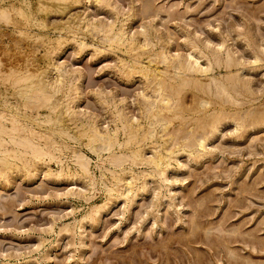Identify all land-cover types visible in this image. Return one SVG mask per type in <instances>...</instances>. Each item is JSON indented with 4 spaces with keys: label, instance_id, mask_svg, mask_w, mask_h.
Here are the masks:
<instances>
[{
    "label": "rangeland",
    "instance_id": "374dc122",
    "mask_svg": "<svg viewBox=\"0 0 264 264\" xmlns=\"http://www.w3.org/2000/svg\"><path fill=\"white\" fill-rule=\"evenodd\" d=\"M27 1L29 2L27 11H30V13L36 17V22L29 21L30 23L25 24L22 20H20V16L18 18V15L14 14V12H11L13 16L12 22L14 23L0 22V44L4 42L2 46L0 45V71H4L6 66L13 68L15 66L13 63H17L19 65H16L14 68L20 67V64L23 63L20 70L30 69L29 71H35L34 68L37 69V65L38 68L40 66L39 69L44 70L43 80L45 82L51 84L52 86L55 85V88L62 86V88H58L60 92H56L58 95L54 94V98L57 100L59 99V102H61V109L64 108V104L66 103L65 101L70 99L72 100L73 104L71 102H67V104L69 103L68 105H70L75 112L77 111L76 113L78 114L75 113V118H72L73 121L70 119L71 117L69 118L64 114H62V116L64 119V125H67L66 127L70 129H68V132L75 135L77 139L76 137L74 139L63 138L65 144H67V149L62 150L60 161L63 157H66L69 160L65 158V161L64 159L62 160L63 162H56L53 159V161L51 160L52 162H48L47 159H45L43 162L37 163L39 165L42 163L41 166L36 164V168H38V170L35 169L33 172L30 170L31 172L26 173L23 169L18 168L15 172L13 170L10 173L7 182H2L3 180H0V264H264V121H260L259 123L255 122V124L249 123L245 115L246 112L254 113L261 108L264 109V0H118L119 3L117 0H103L102 2H96L95 0H77L74 1L76 4L70 1L60 2L57 0V2L55 0H43V8L41 11L40 9L37 10V0ZM8 2H13L12 4L14 6L21 5V0H4L5 4ZM107 4L108 6H106ZM51 6L54 7L51 8ZM36 10L39 11V13ZM78 18H80V20H77ZM40 20L41 24H39ZM86 21H89L94 25L99 23L98 26L101 25L103 27L110 26L112 24L114 25L113 28H115L114 31L119 25H121L124 28L123 31L126 33L125 37H127V39L132 38L131 40L137 45L143 43L142 46L144 47V51L140 54L138 49L137 52H139L136 53L139 55L138 59L140 64L142 63V65H147L150 69H153L154 67L163 69L164 67L163 63L157 62L159 60L154 55L155 53L165 51L167 55L169 54L168 57L178 55L179 58L183 59L189 51H192V54L197 57L199 64L202 66L204 65L207 68H211L207 71L208 73L205 77H207V75L212 76L214 73L213 76L218 79L220 77L219 80L225 84L226 80L224 76L229 73L232 74V72L235 71L233 74L237 75L238 80L240 79L239 83H246L245 86L248 87L249 91H244V87H239V83L235 85L236 91L231 89V85L228 83L225 84V86H229L226 88L229 90L230 94L232 93L231 96H235L234 98L237 100V105H232L227 100V102H224L225 108L223 107V109L225 112L228 111V113L233 110L231 113L234 116L236 114L237 116L240 115L241 118L243 117L242 125L235 126L234 122L230 120V117H226L221 120L222 122H220L217 126L219 128L217 129L218 131L216 130L217 132L215 131L207 138L204 149L205 151H201L202 153L199 152L200 150L197 149V147H193L190 150L182 148L175 149L173 159L172 161L170 160L169 166L165 172L166 180L163 182H159L156 174L152 172L151 166L149 167L150 169L147 168L149 166L148 164L144 166L143 164L130 165L129 162L125 161L124 163L126 164L123 163L121 166L125 171L130 168L134 173L139 174V171L144 170L147 172V177L144 176L143 178H139V180L137 179L135 184L133 183L131 192H126V188L123 186L117 188V191L121 192L125 199L121 195L115 199L111 198L106 201L107 192L105 187L110 186L109 184L111 181L110 174L106 168H108V170L115 168L114 170L119 172V167L113 168L109 163H106V161H101L106 155L104 151H101V153H99L100 157L96 158L98 155L95 156L96 154L91 152L87 146L84 145L85 139L77 136L78 124L93 121L95 125L97 124V127H99L100 130H104L105 128L110 130L113 128L112 119H114V105H116L117 108L125 106L124 108L122 107L123 113L125 112L124 115L128 121L134 122L132 124L138 123L139 125L146 127L147 125H145V123L148 124V120L144 117V111L141 105L145 100L138 95L145 92V95L149 96L151 100L154 94H151L150 92L151 84L148 83L137 71L138 67L135 69H128V65H132L133 63L132 56H134L133 54L135 50H126L123 47H118L117 49V46L113 43L109 44L107 40H104L105 37L99 30V33H97V29H93L95 30L94 32L91 26L88 27L89 31L87 30L86 32L84 30L87 29V27H85ZM31 22L34 23V25L31 24ZM122 23H124V26ZM142 25H145L146 27ZM41 26L45 30H42V28L40 29ZM69 26L72 29H69ZM15 27L17 30L20 28L18 30L19 33ZM145 28L147 30H145ZM59 29L62 31H59ZM57 30L59 32H57ZM91 30L94 32L96 37H98L97 39L93 36V33L90 35ZM132 30L134 31L132 32ZM158 30L160 31L158 32ZM20 31L24 33H21ZM195 31H197V33ZM142 33L144 34L145 39H143ZM27 34L30 36H27ZM89 36L93 37L90 38ZM93 38L95 40H93ZM43 39L45 41H43ZM62 39H65L64 41L67 40L68 42H64ZM200 39L201 42L199 41ZM70 40H74L77 43ZM81 41L83 45L80 43ZM85 41L90 45H87ZM104 42L107 43L105 44ZM159 42L161 43L160 46L162 48L158 46L160 44ZM144 43L145 45H148H146L147 48ZM148 43H150V46ZM25 44L30 48H26ZM84 44H86V46ZM216 45L220 48L216 47ZM100 46H102L103 49L100 48L99 50ZM18 48L21 49L19 50ZM10 49H12V52L9 53L6 51ZM2 52L4 53V56H6L5 58ZM5 52L9 54H6ZM57 52H59V54ZM225 52H227L230 56L229 58L233 59L232 61L236 65L234 63L230 66L224 65L223 62L226 59ZM15 53L17 55H15ZM24 53L26 57H24ZM143 53H145V55ZM49 54H51V56H49ZM151 54L153 55V58L150 56ZM256 55H259L260 57H257ZM214 56L218 57V59L220 57L219 66L212 59ZM10 57L14 60L16 59L17 62L12 59L11 62L13 63H11ZM29 57L31 60H28ZM236 57L238 60H236ZM6 58L8 63H6ZM208 58L210 59L208 60ZM27 60L29 61V64ZM152 61L153 63H151ZM49 62H51V64ZM9 63L12 64L13 67L12 65L10 66ZM58 64H61L62 68L67 72L69 71V76L66 75L65 78L66 80L70 79L66 81L65 78L63 80L62 77L61 81H64V83L61 82L62 85L57 83L59 81V77H57V73L53 70V66ZM26 65L28 67L31 65V67L26 68ZM52 71H54V73H52ZM78 72H80L81 75H79ZM48 73H51L52 76ZM197 76H199L202 80L205 79L203 75ZM78 77L80 78L78 79ZM55 79H57V81H55ZM54 81L57 84H55ZM70 81H72L70 84L75 86L78 85L77 87L80 89L78 91L76 89V92L73 93L74 96L72 98H74V101L70 98L72 96V93L70 94V92H73V90L64 92L65 87H67V82ZM1 82L2 79L0 81V92H3L4 89L7 90L9 87L7 82ZM5 86H7V88H5ZM211 86L213 87V85L210 84V92L212 91L213 93L214 87L212 88ZM186 87L184 88L187 89L186 91L184 89V91H181L184 94L180 93L179 95L180 101L186 108L188 105V107H190L191 104L193 105V101L200 97H202V99H211L209 97L213 96L211 101H217V97L213 94L208 95V93L202 92L199 88H193L192 86ZM97 89L98 91L96 92ZM10 90L11 89H8L7 91ZM79 91L81 92L79 93ZM191 91L194 93L192 94ZM195 93L197 94L195 95ZM65 95L66 97L70 95V99H63L62 96L65 97ZM56 96H59V98ZM75 96L80 98V100L77 97L75 98ZM98 96L101 100L104 98V101L99 100ZM245 98L248 102L245 101ZM7 100L10 101L11 104L14 101L9 94H7ZM147 100H149V98ZM106 102L107 104H105ZM108 105H110V107H108ZM238 105L239 107L236 109ZM77 106L81 109L77 108ZM258 106L261 108H258ZM239 108L240 110H238ZM234 110H242V112L237 114L238 112H234ZM81 111H85L86 114L89 112L90 114L88 113L87 115H84L85 113H82ZM41 112L45 113L47 110L43 109ZM77 115L81 117L76 118L78 117ZM85 117H87L89 121H87ZM183 117L185 121L183 122V125L185 126L183 127L182 125L184 132L186 131L185 133L187 134L190 132L195 133L192 129L196 123H194L191 115L186 111V113H183ZM93 118L94 120H92ZM78 119L80 120L78 121ZM177 120L178 119H173V122L168 125V128H175L179 121ZM245 121H247V123ZM156 124L157 123L154 124V131L156 134L153 135V137L140 142L142 143L140 146L143 150V155L146 158H150L155 154V152L159 151L160 153L165 154L164 149L168 146L176 147L174 140L168 141L166 136L161 134L162 132L159 124H157L158 126ZM188 128L192 129L189 130ZM179 134L182 135L183 131L178 133V136H180ZM178 136H176V139L180 140ZM161 137L163 138L161 139ZM54 138L56 141H59V138L56 135ZM118 139L119 141L122 140L121 132L118 134ZM164 139L168 141L166 142L167 144L163 143ZM209 146H214L212 148L213 151ZM76 149L83 152L87 157H89V159H91L88 163V165L90 164V166H88L89 179L92 180L90 183L89 180H86L88 179L87 177H82L83 174L72 162L73 160L71 158L72 155L70 151ZM114 151H117L116 147L114 148ZM56 155L57 154H55V156ZM16 164H19V162H16ZM128 165L129 167H127ZM40 170H42V172ZM59 170H61V175H55V173L57 174V171ZM98 170L102 173H99ZM90 171L96 172L92 173ZM24 175L27 176L25 177ZM128 175V172L122 174V177L124 176V180H127L126 178L129 179ZM49 178L51 180H49ZM13 180L14 182H12ZM97 186L101 187L99 188ZM136 188L139 189L135 190ZM140 188H142V190ZM68 189L73 190L75 192V194L73 193L75 196H73L72 193H68ZM152 189H154V191ZM76 190L80 193L79 195H77L78 193H76ZM82 191L83 193H81ZM59 192L61 195H59ZM139 192L141 195L143 194V197L139 194ZM66 193H68V195H66ZM174 193H176V195ZM67 198L69 201H67ZM104 201H106V205L101 208L97 214L92 212L89 215L93 216H88V213H90V209L93 206H96V204H102ZM87 205L89 207H87ZM88 210L89 212H87ZM82 212H87V215ZM81 224H83L84 227L81 226ZM51 230L53 232H51ZM38 236V240L41 238L40 241L37 240ZM37 243L43 244L38 245ZM83 244H85V246H83ZM77 248L80 250H77ZM39 261L41 262L39 263Z\"/></svg>",
    "mask_w": 264,
    "mask_h": 264
},
{
    "label": "bare ground",
    "instance_id": "6f19581e",
    "mask_svg": "<svg viewBox=\"0 0 264 264\" xmlns=\"http://www.w3.org/2000/svg\"><path fill=\"white\" fill-rule=\"evenodd\" d=\"M36 1V0H35ZM57 1V0H55ZM60 2H66V1H70V2H73L76 4V2L74 1H77V0H58ZM57 1V2H58ZM81 1V0H80ZM96 2H102L103 0H95ZM113 1V0H112ZM18 2V1H17ZM56 2V3H57ZM118 2V0H117ZM13 3V2H12ZM12 3H4V0H0V22L3 21L5 23H14L12 22V14L11 12H14V14L18 15V18L20 16V20H22L25 24L26 23H30L29 21H32V22H36L37 19L35 20L36 17H34L30 11H27V7L29 5V2L27 0H21V5H16L14 6ZM20 3V2H19ZM37 3H38V6H37V10L43 8V0H37ZM72 3V4H73ZM87 3V2H86ZM90 3V2H89ZM119 3V2H118ZM47 4V3H46ZM96 4V3H95ZM98 4V3H97ZM102 4V3H101ZM116 4V3H115ZM50 5V4H49ZM58 5V3H57ZM55 5V6H57ZM79 5V4H78ZM77 5V6H78ZM93 5V4H92ZM110 5V4H109ZM47 6V5H46ZM45 6V7H46ZM72 6V5H71ZM108 6V4L106 5ZM118 6V5H117ZM120 6V5H119ZM39 7V8H38ZM44 7V9H45ZM50 7V6H48ZM54 7V6H51V8ZM61 7V6H60ZM75 7V6H74ZM112 7V6H111ZM30 8V7H29ZM47 8V7H46ZM97 8V7H96ZM101 8V7H100ZM99 8V9H100ZM107 8V7H106ZM110 8V6H109ZM115 8V7H114ZM119 8V7H117ZM33 9V8H32ZM48 9V8H47ZM70 9V8H69ZM98 9V8H97ZM111 9V8H110ZM124 9V7H123ZM36 10V11H37ZM49 10V9H48ZM52 10V9H51ZM138 10V9H137ZM71 11V10H70ZM116 11V10H115ZM121 11V10H120ZM130 11V10H129ZM133 11V10H132ZM39 13V11H37ZM36 12V13H37ZM75 12V11H74ZM125 12V11H124ZM37 13V14H38ZM44 13V11H43ZM71 13V12H70ZM126 14V13H125ZM131 14V13H130ZM136 14V13H135ZM133 14V15H135ZM44 15V14H43ZM70 15V14H68ZM120 15V14H118ZM122 15V14H121ZM40 16V15H39ZM123 16V15H122ZM128 16V15H127ZM91 17V16H90ZM133 17V16H132ZM39 18V17H38ZM42 18V17H41ZM40 18V19H41ZM50 18V17H49ZM77 18V17H76ZM93 18V17H92ZM96 18V17H95ZM47 19V18H46ZM45 19V20H46ZM67 19V18H66ZM115 19V17H114ZM18 20V19H17ZM19 20V21H20ZM58 20H59V17H58ZM74 20V19H73ZM77 20H80V18H78ZM105 20V19H104ZM117 20V19H116ZM131 20V19H130ZM134 20V19H133ZM129 21V20H128ZM2 22V23H3ZM34 25V23H32ZM41 24V20L39 21ZM42 22H43V19H42ZM72 22V21H71ZM76 22V21H75ZM78 22V21H77ZM81 22V21H80ZM110 22V21H109ZM122 22V21H121ZM64 23V22H63ZM74 23V22H73ZM93 23V22H92ZM96 23V22H95ZM111 23V22H110ZM113 23H114V20H113ZM43 24V23H42ZM69 24H72V23H69ZM79 24V22H78ZM77 24V25H78ZM84 24V23H83ZM99 23H97V25H94V24H91L89 21L87 22L86 21V24H85V27H87V29H84L86 32L88 30V27L91 26L92 30L93 29H97V33L98 30L102 33V35L105 37V41L107 40V42H109V44L113 43L115 46H117V49L118 47H123L125 48L126 50H135L134 52V56H132V65H128V69H135L136 67L137 68V71L145 78V80L151 84V94L153 93L154 96L153 98L150 100V97L145 95V92L143 90L144 93H142L141 95H138V96H141L145 101L141 104L142 105V108H143V113H144V117H146V120H148V124L145 123V125H147L146 127H143L141 125H139L138 123L137 124H132L134 122H131V121H128V119L125 117L124 113H123V108L125 106H122L121 108H117L116 105H114V110H115V113L113 115L114 119L113 120V128L110 129V130H107V128H105L104 130H100L99 127H97V124L95 125V123L92 122H86V123H80L78 124L79 126L77 127V136H80V137H83L85 139V142H84V145L87 146V148L95 153L97 156L96 158H99V153H101V151L104 153H106V155L104 156V158L101 160V161H106V163H109L113 168L114 167H119V172H117V170L115 171L114 169H110L108 170V168H106V170L109 172L110 174V186H107L105 187L106 189V192H107V200H110L111 198L115 199L117 198L118 196H123L124 195L121 193V192H118L117 191V188H119L120 186H123L126 188V192H131V188H133V183L135 184V181H137V179L139 180V178H143L144 176L147 175V172H145L144 170L142 171H139V174L137 173H134L130 168H128L126 171L121 167L122 164L126 161V162H129L130 165L133 164H143L144 165H149L147 168H149L150 166L152 167V172L154 174H156V176L158 177L159 179V182H163L166 180V177H165V172L169 166V162L170 160L172 161L173 159V156H174V150L175 149H178V148H182V149H187V150H190L192 149L193 147H197V149H199L200 153H202L201 151H203L205 149V143H206V140L207 138L212 135L217 129H219L217 126L219 125L220 122H222L221 120H223L224 118H228L230 117V120H232L234 122V125L235 126H241L242 123H243V117L241 118V116H237L235 114V116L231 113L232 111H230L228 113L225 112V110L223 109L224 107V102H227V100L232 104V105H237V100L231 96V94L229 93V90H227V86H225V84H229L231 85V89H233L234 91H236V88H235V85L239 83L240 79L238 80L237 78V75L236 74H233L235 71L227 75H225V80H226V83L224 84L220 79L218 78H215L212 74V76H206V74L208 73L207 71L210 70L211 68H207L206 66H202L201 64H199L198 60H197V57L194 56L192 54V51H189L186 56L181 59L179 58L178 55H172V56H169L165 53V51H161V52H158V53H155L154 55L158 58L159 61H157L158 63L161 62L164 64V67L163 69H158L157 67H154L153 69H150L147 67V65H142V63L140 64L139 62V55H137V53L140 51V54L141 52L144 51V47L142 46V44L140 45H137L135 44L131 39L132 38H129L127 39V37H125V34L124 31H123V27L121 25H119L116 30L114 31L115 28H113L114 25H110V26H106V27H103V26H98ZM116 24V23H115ZM123 26H124V23H122ZM127 24V23H126ZM9 25V24H8ZM7 25V26H8ZM14 25V24H13ZM29 25V24H28ZM36 25V23H35ZM48 25V24H47ZM80 25V24H79ZM117 25V24H116ZM129 25V24H128ZM150 25V24H149ZM149 25H148V28H149ZM6 26V25H5ZM4 26V27H5ZM12 26V25H11ZM17 26V25H15ZM44 26V25H43ZM75 26V25H73ZM83 26V25H82ZM130 26V25H129ZM142 26H145V25H142ZM21 27V26H20ZM32 27V26H31ZM35 27V26H34ZM45 27V26H44ZM70 27V26H69ZM78 27V26H76ZM75 27V28H76ZM84 27V28H85ZM146 27V26H145ZM24 28V27H23ZM42 28V26L40 27V29ZM57 28V27H56ZM60 28V27H59ZM74 28V27H73ZM90 28V29H91ZM128 28V27H127ZM130 28V27H129ZM13 29V27H12ZM15 29L17 30V28L15 27ZM20 29V28H19ZM18 29V30H19ZM26 29V28H25ZM24 29V30H25ZM29 29V27H28ZM27 29V31H28ZM31 29V28H30ZM36 29H37V26H36ZM44 28H42L43 30ZM62 29V28H61ZM59 29V31L61 30ZM69 29H72L71 27ZM144 29V28H143ZM151 29V28H150ZM153 29V28H152ZM156 29V27H155ZM17 30V32L19 33V31ZM45 30V29H44ZM92 30L90 31V35H92V33L94 34L95 30H93L94 32H92ZM127 30V29H126ZM142 30V29H141ZM145 30H147L145 28ZM22 31V30H21ZM20 31V32H21ZM33 31V30H32ZM57 30V32H59ZM62 31V30H61ZM78 31V30H77ZM82 31V30H81ZM89 31V30H88ZM134 30H132L133 32ZM136 31V30H135ZM152 31V30H151ZM160 30H158L159 32ZM185 31V30H184ZM188 31V30H187ZM186 31V32H187ZM16 32V33H17ZM26 32V31H25ZM31 32V31H30ZM34 32V31H33ZM46 32V31H45ZM129 32V31H128ZM145 32V31H144ZM157 32V33H158ZM197 33V31H195ZM21 33H24V32H21ZM35 33V32H34ZM41 33V32H40ZM43 33V31H42ZM49 33V32H48ZM74 33V32H72ZM80 33V32H79ZM82 33V32H81ZM85 33V32H84ZM89 33V32H88ZM88 33H87V37H88ZM189 33V32H188ZM8 34V33H7ZM6 34V36H7ZM31 34V33H29ZM33 34V33H32ZM47 34V32H46ZM58 34V33H57ZM66 34V33H65ZM136 34V33H134ZM143 34V33H142ZM149 34V33H148ZM154 34H155V31H154ZM162 34V33H161ZM191 34V33H190ZM199 34V33H198ZM240 34V33H239ZM3 35V33H2ZM15 35V34H14ZM18 35V34H17ZM71 35V34H70ZM75 35V34H74ZM79 35V34H78ZM98 35V34H97ZM130 35V34H129ZM128 35V36H129ZM153 35V33H152ZM160 35V33H159ZM193 35V34H192ZM4 36V37H6ZM10 36V34H9ZM13 36V35H12ZM19 36V35H18ZM24 37H26L25 35H23ZM27 36H30L27 34ZM32 36V35H31ZM34 36V35H33ZM38 36V35H37ZM36 36V37H37ZM42 36V35H41ZM40 36V37H41ZM48 36V35H47ZM80 36V35H79ZM94 37H96V35L94 34L93 35ZM93 36H89L90 38H92ZM143 36V39H145L144 37V34L142 35ZM184 36V34H183ZM187 36V34H186ZM185 36V37H186ZM190 36V35H189ZM196 36V35H195ZM35 37V38H36ZM39 37V36H38ZM63 37V36H61ZM65 37V36H64ZM73 37V36H72ZM76 37V36H75ZM86 37V38H87ZM154 37V36H153ZM157 37V35H156ZM10 38V37H8ZM19 38V37H18ZM23 38V37H22ZM27 38V37H26ZM25 38V39H26ZM43 38V37H42ZM45 38V37H44ZM58 38V36H57ZM66 38V37H65ZM69 38V37H68ZM71 38V37H70ZM78 38V37H77ZM82 38V37H80ZM89 38V39H90ZM98 37H96L97 39ZM147 38V37H146ZM29 39V38H27ZM34 39V38H33ZM32 39V40H33ZM38 39V38H37ZM54 39V38H53ZM60 39V38H59ZM73 39V38H72ZM160 39V38H159ZM196 39V38H195ZM206 39V38H205ZM16 40V38H15ZM23 40V39H22ZM31 40V39H30ZM36 40V39H35ZM41 40V39H39ZM63 41L65 39H62ZM77 40V39H76ZM81 40V39H80ZM79 40V41H80ZM85 40V39H84ZM93 40H95L93 38ZM91 40V41H93ZM99 40V39H98ZM101 40V39H100ZM103 40V41H104ZM148 40V39H146ZM158 40V39H157ZM161 40V39H160ZM159 40V41H160ZM188 40V39H187ZM189 40H190V37H189ZM2 41V40H1ZM28 41V40H26ZM38 41V40H36ZM43 41H45L43 39ZM49 41V40H48ZM52 41V40H51ZM57 41V40H56ZM67 41V40H66ZM64 41V42H66ZM70 41H74V40H70ZM145 41V40H144ZM142 41V42H144ZM152 41V40H151ZM150 41V42H151ZM165 41V40H164ZM201 42V39L199 40ZM11 42V41H10ZM13 42V41H12ZM15 42V41H14ZM24 42V41H23ZM22 42V43H23ZM34 42V40H33ZM47 42V41H46ZM61 42V40H60ZM68 42V41H67ZM76 42V41H74ZM86 42V41H85ZM102 42V41H101ZM106 42V43H107ZM138 42V41H137ZM146 42V41H145ZM162 42V41H161ZM219 42V41H218ZM223 42V40H222ZM2 43V42H1ZM35 43V42H34ZM51 43V42H50ZM49 43V44H50ZM57 43V42H55ZM59 43V42H58ZM70 43V42H69ZM77 43V42H76ZM82 45V41L80 42ZM87 43V42H86ZM91 43V42H90ZM103 43V42H102ZM105 43V42H104ZM105 43V44H106ZM147 43V42H146ZM160 43V42H159ZM167 43V42H166ZM188 43V42H187ZM4 44V42L2 43ZM2 44H0L2 46ZM7 44V42H6ZM21 44V43H20ZM38 44V43H37ZM36 44V45H37ZM64 44V43H63ZM149 46H150V43H148ZM164 44V43H163ZM210 44V43H209ZM212 44V42H211ZM228 44V43H227ZM8 45V44H7ZM6 45V46H7ZM14 45V44H13ZM46 45V44H45ZM57 45V44H56ZM86 46V44H84ZM87 45H90L87 43ZM145 45V43H144ZM147 45V44H146ZM145 45V46H146ZM152 45V44H151ZM155 45V44H154ZM161 43L158 45L160 46ZM167 45V44H166ZM197 45V44H195ZM201 45V44H200ZM208 45V44H207ZM214 45V44H213ZM224 45V44H223ZM18 46V45H17ZM21 46V45H20ZM19 46V47H20ZM26 46V44H25ZM78 46H79V43H78ZM92 46V44H91ZM98 46V45H97ZM96 46V47H97ZM148 46V45H147ZM146 46V48H147ZM163 46V45H162ZM185 46V44H184ZM222 46V44H221ZM226 46V45H225ZM4 47V45H3ZM15 47V46H13ZM28 47V45L26 46V48ZM32 47V46H31ZM38 47V46H37ZM42 47V46H41ZM54 47V46H53ZM52 47V48H53ZM57 47V46H56ZM62 47V46H61ZM95 47V46H93ZM108 47V46H107ZM106 47V48H107ZM112 47V46H111ZM161 47V46H160ZM165 47V46H164ZM197 47V46H196ZM207 47V46H206ZM210 47V46H209ZM216 47H218L216 45ZM224 47V46H223ZM8 48V47H7ZM11 48V47H10ZM23 48V47H22ZM30 48V47H28ZM51 48V49H52ZM73 48V47H72ZM84 48V46H83ZM88 48V47H87ZM98 48V47H97ZM103 49L102 46L99 47V50ZM110 48V47H109ZM115 48V47H114ZM153 48V47H152ZM162 48V47H161ZM201 48V47H200ZM208 48V47H207ZM220 48V47H218ZM230 48V47H229ZM15 49V48H14ZM19 49V48H18ZM21 49V48H20ZM19 49V50H20ZM25 49V47H24ZM47 49V48H46ZM81 49V47H80ZM96 49V48H95ZM108 49V48H107ZM139 49V51L137 52V50ZM193 49V48H192ZM12 49L10 50H6L7 52H12L11 51ZM16 50V49H15ZM23 50V49H22ZM21 50V51H22ZM28 50V49H27ZM37 50V49H36ZM50 50V49H49ZM53 50V49H52ZM85 50V49H84ZM105 50V48H104ZM115 50V49H114ZM120 50V48H119ZM119 50H116V51H119ZM150 50H153V49H150ZM219 50V49H218ZM221 50V49H220ZM230 50V49H229ZM1 51H2V48H1ZM4 51V50H3ZM20 51V53H21ZM30 51V50H29ZM51 51V50H50ZM55 51V50H53ZM61 51V50H60ZM75 51V50H74ZM79 51V49H78ZM77 51V53H78ZM83 51V50H82ZM112 51V50H111ZM123 51V50H122ZM146 51V50H145ZM149 51V50H148ZM188 51V50H187ZM186 51V52H187ZM201 51V50H200ZM207 51V50H206ZM210 51V50H209ZM217 51V50H215ZM15 52V51H14ZM19 52V51H18ZM24 52V51H23ZM44 52V51H43ZM109 52V51H108ZM113 52V51H112ZM127 52V51H126ZM137 52V53H136ZM154 52V51H153ZM152 52V53H153ZM184 52V51H183ZM234 52V51H233ZM3 53V52H2ZM1 53V54H2ZM6 53V52H5ZM9 53H6V54H9ZM29 53V52H28ZM34 53V52H33ZM32 53V54H33ZM47 53V51H46ZM49 53V51H48ZM59 54V52H57ZM100 53V52H99ZM103 53V52H102ZM115 53V52H114ZM129 53V52H128ZM180 53V52H179ZM202 53V52H201ZM226 53V59L224 60V65L226 66H230L231 64H233L234 62L232 61L233 59L229 58L230 56ZM27 54V53H26ZM45 54V53H44ZM61 54V53H60ZM145 55V53H143ZM149 54V53H148ZM175 54V53H174ZM218 54V53H217ZM216 54V55H217ZM235 54V53H233ZM11 55V54H10ZM9 55V56H10ZM15 55H17L15 53ZM147 55V54H146ZM3 56H4V53H3ZM2 56V57H3ZM27 56H30V55H27ZM48 56V55H47ZM49 56H51V54H49ZM117 56V55H116ZM149 56V55H148ZM150 56H152L153 58V55L151 54ZM207 56V55H206ZM223 56V55H222ZM236 56V55H235ZM257 56V55H256ZM255 56V57H256ZM259 56V55H258ZM257 56V57H258ZM6 56H4L5 58ZM12 57V56H11ZM10 57V58H11ZM17 57V56H16ZM20 57V56H19ZM22 57V56H21ZM24 57L25 56V53H24ZM34 57H35V54H34ZM54 57V56H53ZM58 57V56H56ZM129 57V56H128ZM260 57V56H259ZM3 58V60H4ZM8 58V57H7ZM6 58V60H7ZM9 58V59H10ZM28 58V57H27ZM52 58V57H51ZM121 58V57H120ZM119 58V59H120ZM148 58V57H147ZM201 58V57H200ZM237 58V57H236ZM235 58V59H236ZM13 58L10 59V62ZM19 59V58H18ZM17 59V60H18ZM23 59V58H22ZM21 59V60H22ZM25 59V58H24ZM44 59V58H42ZM53 59V58H52ZM55 59V58H54ZM58 59V58H57ZM155 59V58H154ZM210 58H208L209 60ZM212 59L215 61L216 64H218V66L220 65L219 64V59L218 57H212ZM2 60V59H1ZM5 60V61H6ZM14 60V59H13ZM28 60H31L30 57ZM27 60L28 64H29V61ZM150 60V59H149ZM238 60V58L236 59ZM16 61V59L14 60ZM26 61V60H25ZM33 61V60H32ZM31 61V62H32ZM52 61V60H51ZM123 61V60H122ZM125 61V60H124ZM148 61V59H147ZM252 61V60H250ZM249 61V62H250ZM258 61V59H257ZM260 61V60H259ZM3 62V61H2ZM17 62V61H16ZM21 62V61H20ZM19 62V63H20ZM24 62V61H23ZM47 62V61H46ZM66 62V61H65ZM129 62V61H128ZM237 62V61H235ZM242 62V61H241ZM255 62V61H254ZM8 63V60L7 62ZM13 63V62H11ZM26 63V62H25ZM51 64V62H49ZM121 63V61H120ZM119 63V64H120ZM124 63V62H123ZM150 63V62H149ZM153 63V61L151 62ZM155 63V62H154ZM160 63V64H161ZM212 63V62H211ZM222 63V62H221ZM238 63V62H237ZM240 63V62H239ZM243 63V62H242ZM253 63V62H252ZM1 64V63H0ZM10 64V63H9ZM33 64V63H32ZM36 64V63H35ZM57 64V63H56ZM128 64V63H127ZM157 64V63H156ZM235 64V63H234ZM255 64V63H254ZM3 65V63H2ZM1 65V66H2ZM12 64H10L11 66ZM13 65H18L17 63ZM12 65V67H13ZM20 64V67H22ZM46 65V64H45ZM73 65V64H72ZM123 65V64H122ZM125 65V64H124ZM222 65V64H221ZM236 65V64H235ZM242 65V64H240ZM14 66V67H15ZM19 66V65H18ZM27 66V65H26ZM150 66V65H148ZM153 66V65H152ZM156 66V65H155ZM212 66V65H211ZM223 66V65H222ZM221 66V67H222ZM234 66V65H233ZM254 66V65H253ZM7 67V66H6ZM5 67V70L4 71H0L1 73V79H2V82H7L8 83V89H11L10 91H7V90H3V92H0L1 95H0V180H3L2 182H7L8 181V178H9V175L10 173L14 170V172L18 169V168H21L23 169L26 173H29V172H33V170L37 169L36 168V164L38 162H43V160L47 159V161H53V159L57 162H61L63 159L65 161V158L63 157V159L60 161V155H62V150L63 149H67V144H65L64 142V139L63 138H68V139H74L76 136L73 135V134H70L68 132V129L65 125H64V119H63V116L62 114L66 115L67 117H71L70 119L73 121V117L78 114L76 113L72 107H70V105L67 104V102H72V100L70 98H72L74 96L73 93L76 92V89L77 91L80 90L78 89V85L75 86L73 84H70L72 81L70 82H67L66 86L65 87V90L64 92H67V91H72L73 92H70V94L72 93V96L69 98L66 97H63L62 98L66 100V98L70 99V100H67L65 101L66 103L64 104V108H62L61 106V102H59L60 100L58 99H55L54 98V94H57L56 92H60V90L58 88H62V86H59L57 88H55V85L52 86L51 84L45 82L43 80V74H44V70L42 69H39L38 68V65H37V69L34 68L35 71H29L28 69H24V70H20L21 68L20 67H16V68H11V67H7L6 69ZM24 67V66H23ZM31 67V65L29 66ZM28 66L26 68H29ZM115 67V66H113ZM125 67V66H124ZM214 67V66H213ZM239 67V66H238ZM4 68V67H3ZM49 68V66H48ZM119 68V67H118ZM123 68V66H122ZM33 69V67H32ZM46 69V68H44ZM116 69H117V66H116ZM115 69V70H116ZM121 69V68H120ZM127 69V68H126ZM129 69V70H130ZM236 69V68H235ZM53 70H55V72L57 73V77H59V81L57 82L58 84L62 85L61 82L64 83V81H61L62 80V77H63V80L64 78L67 76H69L68 72L66 70H64L61 66V64H58V65H54L53 66ZM79 70H82V69H79ZM125 70V69H124ZM238 70V69H237ZM75 71V70H74ZM121 71V70H120ZM126 71V70H125ZM136 71V70H135ZM134 71V72H135ZM215 71V70H214ZM72 72V71H71ZM76 72V71H75ZM74 72V73H75ZM82 72V71H81ZM118 72V71H117ZM133 72V73H134ZM52 73H54V71H52ZM79 75L80 72H78ZM119 73V72H118ZM131 73V71H130ZM129 73V74H130ZM218 73V72H217ZM49 74V73H48ZM47 74V75H48ZM51 74V73H50ZM49 74V75H50ZM137 74V73H136ZM139 74V75H140ZM226 74V73H225ZM238 74V72H237ZM55 75V76H56ZM65 75V76H64ZM132 75V74H131ZM197 75H203V77H205V79H200L199 76ZM216 75V74H215ZM220 75V73H219ZM52 76V74H51ZM53 76V77H55ZM70 76H71V73H70ZM73 76V75H72ZM50 77V76H49ZM52 77V78H53ZM134 77V76H133ZM132 77V78H133ZM139 77V76H138ZM75 78V77H74ZM80 77H78L79 79ZM222 78V77H221ZM242 78V77H241ZM0 79V81H1ZM50 79V78H49ZM48 79V80H49ZM54 79V78H53ZM70 79V78H69ZM67 79V80H69ZM77 79V78H76ZM4 80V81H3ZM66 80V78H65ZM66 80V81H67ZM130 80V79H129ZM52 81V80H51ZM55 81H57V79H55ZM54 81V83H55ZM75 81V80H73ZM143 81V79H142ZM224 81V80H223ZM1 82V83H2ZM76 82V81H75ZM6 83V84H7ZM52 83V82H51ZM55 83V84H57ZM79 83V82H78ZM81 83V82H80ZM126 83V82H125ZM248 83V82H247ZM76 84V83H74ZM210 84L213 85L214 87V91L212 93V91L210 92ZM246 84V83H245ZM245 84L243 82H241V84L239 83V87H244V91H249L248 87L245 86ZM145 85V84H144ZM143 85V86H144ZM1 86V84H0ZM4 86V85H3ZM2 86V87H3ZM186 86H192L193 88H199L200 91L202 92H206L209 94H213L214 96L217 97V101H211L212 97H209L211 99H202V97L198 98V99H195L193 102V105L191 104L190 107L187 106V108L183 105V103L180 101V93L181 94H184L182 93L181 91H186L187 89H184ZM146 87V86H145ZM150 87V86H149ZM212 87V86H211ZM212 87V88H213ZM229 87V86H228ZM5 88H7V86H5ZM187 88V87H186ZM211 88V89H212ZM144 89V88H143ZM184 89V90H183ZM239 89V88H238ZM251 89V88H250ZM59 90V91H58ZM150 90V88H149ZM189 90V89H188ZM63 91V90H62ZM98 91V89L96 90V92ZM101 91V90H100ZM238 91V90H237ZM241 91V90H240ZM63 92V93H64ZM81 91H79L80 93ZM103 92V91H101ZM100 92V93H101ZM107 92V91H106ZM192 94L194 93L193 91H191ZM197 92V91H196ZM253 92V91H252ZM78 93V92H77ZM110 93V92H109ZM237 93V92H236ZM7 94H9L13 99V103L11 104L10 101L7 100ZM66 94V93H65ZM69 94V93H67ZM96 94V93H95ZM107 94V93H106ZM197 93H195L196 95ZM254 94V93H253ZM77 95V94H76ZM110 95V94H109ZM113 95V94H111ZM137 95V94H136ZM188 95V94H187ZM255 95V94H254ZM96 96V95H94ZM101 96V95H99ZM99 96H98V99H99ZM106 96V95H105ZM114 96H115V93H114ZM137 96V97H138ZM183 96V95H182ZM185 96V95H184ZM199 96V95H198ZM201 96V95H200ZM203 96V95H202ZM207 96V95H206ZM242 96V95H241ZM248 96V95H247ZM57 97V96H56ZM61 97V96H60ZM77 96H75L76 98ZM108 97V96H107ZM59 98V96L57 97ZM78 98V97H77ZM122 98V97H120ZM149 98V100H147ZM184 98V97H183ZM206 98V97H205ZM237 98V97H236ZM242 98V97H241ZM249 98H252V97H249ZM11 99V98H10ZM61 99V98H60ZM73 101H74V98H72ZM80 100V98H78ZM104 99V98H103ZM102 99V100H103ZM106 99V98H105ZM137 99V98H136ZM186 99V98H185ZM214 99V98H213ZM216 99V98H215ZM243 99V98H242ZM255 99V98H254ZM258 99V98H257ZM77 100V99H76ZM101 100V98L99 99ZM101 100V101H102ZM107 100V99H106ZM115 100V99H114ZM123 100V99H122ZM239 100V98H238ZM256 100V99H255ZM104 101V100H103ZM111 101V100H110ZM119 101V100H117ZM124 101V100H123ZM133 101V99H132ZM142 101V100H141ZM243 101V100H242ZM241 101V102H242ZM245 101H246V98H245ZM97 102V101H96ZM100 102V101H99ZM98 102V104H99ZM248 102V101H246ZM245 102V103H246ZM63 103V102H62ZM120 103V102H119ZM124 103V102H123ZM136 103H137V100H136ZM71 104V105H72ZM104 104V103H103ZM107 104V102L105 103ZM109 104V103H108ZM112 104V102H111ZM228 104V103H227ZM239 104V103H238ZM100 105V104H99ZM138 105V104H137ZM217 105V106H216ZM226 105V104H225ZM229 105V104H228ZM251 105V104H250ZM259 105V104H258ZM264 105V104H263ZM262 105V106H263ZM74 106V105H73ZM79 106V105H78ZM77 106V108H79ZM102 106V105H101ZM243 106V105H242ZM252 106V105H251ZM256 106V105H255ZM107 107V106H106ZM108 107H110V105H108ZM137 107V106H136ZM141 107V106H140ZM239 107V105L236 107V109ZM244 107V106H243ZM247 107V106H246ZM264 107V106H263ZM225 108V107H224ZM228 108V107H227ZM248 108V107H247ZM253 108V107H252ZM250 108V109H252ZM258 108H261L258 106ZM43 109H46L47 112L45 113H42L41 110ZM76 109V108H75ZM81 109V108H79ZM235 109V108H234ZM249 109V108H248ZM86 110V109H85ZM210 110V111H209ZM240 110V108L238 109ZM238 110H234V112H238L237 114H239V112H242V110L244 111V109L242 108L241 111H238ZM256 110V109H255ZM89 111V110H88ZM110 111V110H109ZM126 111V110H124ZM129 111V110H128ZM187 113L191 115V117L193 118L194 120V123L195 126H193L194 128L192 129V131L194 130L195 133H185L184 132V129L182 128V125H183V122L184 121V117H183V113ZM82 113L85 111H81ZM90 112V111H89ZM88 112V113H89ZM190 112V113H189ZM76 113V114H75ZM87 113V114H88ZM127 113V112H126ZM231 113V114H230ZM86 113L84 115H87ZM90 114V113H89ZM113 114V113H112ZM130 114V113H129ZM141 114V113H140ZM80 115V114H79ZM92 115V114H91ZM91 115H88V116H91ZM111 115V114H110ZM128 115V114H127ZM143 115V114H142ZM141 115V117H142ZM246 117H247V121L249 123H259L260 121L263 122L264 121V109H260L258 110L257 112H246L245 113ZM78 116V115H77ZM96 116V115H95ZM188 116V115H187ZM81 117V116H80ZM79 116L76 117V118H80ZM97 117V116H96ZM109 117V116H108ZM112 117V118H113ZM75 118V117H74ZM91 118V117H90ZM106 118V117H105ZM186 118V116H185ZM190 118V117H189ZM83 119V118H82ZM85 119L88 120L87 117H85ZM110 119V118H109ZM138 119V118H137ZM145 119V118H144ZM143 119V120H144ZM173 119H178V124L175 128H168L173 121ZM245 119V118H244ZM69 120V119H68ZM77 120V119H76ZM80 119H78L79 121ZM94 120V118L92 119ZM98 120V119H97ZM132 120V119H130ZM140 120V119H139ZM189 120V119H188ZM192 120V121H193ZM176 121V120H175ZM247 121H245L247 123ZM75 122V120H74ZM85 122V121H84ZM73 123V122H72ZM143 123V122H142ZM157 123L159 124L160 126V130H161V134L163 136H166L167 140L168 141H173L174 140V144H176V147H164V152L165 154H162L159 152H155L154 155H150L151 157L150 158H146L144 155H143V150L140 146V143L141 141H144L145 139L147 138H151L153 137V135H155V131H154V124ZM176 123V122H175ZM173 123V124H175ZM187 123V122H186ZM185 123V124H186ZM192 123V122H191ZM74 124V123H73ZM108 124V123H107ZM156 124V125H157ZM72 125V124H71ZM248 125V124H247ZM257 125V124H256ZM75 126H76V123H75ZM158 126V125H157ZM173 126V125H171ZM170 126V127H171ZM185 125H183L184 127ZM250 126V125H249ZM253 126V125H252ZM105 127V126H104ZM156 127V126H155ZM190 127V126H189ZM245 127V126H244ZM243 127V128H244ZM111 128V127H110ZM238 128V127H237ZM242 128V127H241ZM75 129V128H74ZM103 129V128H102ZM158 129V128H157ZM189 129V128H188ZM189 129V130H191ZM246 129V128H245ZM70 130V129H69ZM159 131V130H158ZM183 131V134L178 136V133L182 132ZM218 131V130H217ZM216 131V132H217ZM237 131V130H236ZM243 131V130H242ZM119 132H121V135H122V140L119 141L118 139V134ZM216 134V133H215ZM55 135L59 138V141H56L55 140ZM159 135V133H158ZM120 136V135H119ZM157 136V135H156ZM176 136H178V138H180V140H177L176 139ZM158 137V136H157ZM163 137H161L162 139ZM77 139V137H76ZM155 139V138H154ZM66 140V139H65ZM81 140V139H80ZM151 140V139H149ZM157 140V139H156ZM167 140H163V143L165 144L166 142H168ZM68 141V140H67ZM78 141V140H77ZM83 141V140H82ZM155 141V140H154ZM161 141V140H160ZM80 142V141H79ZM78 142V143H79ZM210 142V141H209ZM76 143V142H75ZM83 144V142H82ZM145 144V143H144ZM148 144V143H147ZM167 144V143H166ZM170 144V143H169ZM173 144V145H174ZM210 144V143H209ZM83 145V146H84ZM149 145V144H148ZM144 146V145H143ZM154 146V145H153ZM158 146H159V143H158ZM180 146V147H178ZM207 146V145H206ZM216 146V145H215ZM70 147V146H69ZM117 148V151H114V148ZM161 147V146H160ZM159 147V148H160ZM212 150V148L214 146H209ZM73 148V147H72ZM155 148V146H154ZM156 148H157V145H156ZM194 148V149H195ZM208 148V147H206ZM74 149V148H73ZM149 149V148H148ZM152 149V148H151ZM153 150H156V149H153ZM159 150V149H158ZM196 150V149H195ZM207 150V149H206ZM89 151V152H90ZM100 151V152H99ZM205 151V150H204ZM210 151V150H208ZM213 151V150H212ZM211 151V152H212ZM71 155H72V162L78 167L79 171H81V173L83 174L82 177L84 176L87 177L88 179L86 180H89V183L90 181H92L91 179H89V171H88V166H90V164L88 165V163L90 162L89 160V157H87L83 152L81 151H78L77 149L76 150H71ZM90 152V153H91ZM149 152V151H148ZM194 152V151H193ZM210 152V153H211ZM147 153V152H146ZM189 153V152H188ZM197 153V152H196ZM207 153V152H206ZM55 154H57L55 156ZM64 154V152H63ZM184 154V152H183ZM65 156V155H63ZM70 157V156H69ZM179 157V156H178ZM194 157V156H192ZM67 159V158H66ZM101 159V158H100ZM179 159V158H177ZM198 159V158H197ZM69 160V159H67ZM98 160V159H97ZM51 161V162H52ZM178 161V160H177ZM16 162H19V164H16ZM45 162V161H44ZM47 162V163H48ZM63 162V161H62ZM70 162V161H68ZM176 162V161H175ZM101 163V162H100ZM146 163V164H144ZM42 164V163H41ZM41 164H37L39 166H41ZM55 164V163H54ZM59 164V163H58ZM93 164V163H92ZM95 164V163H94ZM97 164V163H96ZM126 164V163H124ZM177 164V162H176ZM62 165V164H61ZM64 165V164H63ZM44 166V164H43ZM46 166V164H45ZM71 166V165H70ZM69 166V168H70ZM73 166V165H72ZM98 166V165H97ZM141 166V165H139ZM179 166V164H178ZM62 167V166H61ZM107 167V166H106ZM109 167V166H108ZM129 167V165L127 166ZM41 168V167H40ZM48 168V167H47ZM63 168V167H62ZM95 168V167H94ZM173 168V167H171ZM52 169V168H51ZM58 169V167H57ZM101 169V168H99ZM104 169V168H103ZM150 169V168H149ZM31 170V171H30ZM36 170V171H37ZM48 170V169H47ZM55 170V169H54ZM64 170V169H63ZM96 170V169H95ZM35 171V172H36ZM42 172V170H40ZM49 171V170H48ZM47 171V172H48ZM53 171V170H52ZM51 171V172H52ZM77 171V170H76ZM144 171V172H143ZM21 172V171H20ZM20 172H17V173H20ZM54 172V171H53ZM52 172V173H53ZM92 172V171H90ZM96 172V171H94ZM92 172V173H94ZM99 172V170H98ZM128 172V176H129V179L126 178L127 180H124V176L122 177V174ZM138 172V171H137ZM150 172V171H149ZM37 173V172H36ZM72 173V171H71ZM80 173V172H79ZM77 173V174H79ZM99 173H102V172H99ZM15 174V173H14ZM91 174V173H90ZM19 175V174H18ZM17 175V176H18ZM22 175V173H21ZM47 175V174H46ZM55 175H61V170L57 171V174L55 173ZM107 175V174H106ZM13 176V174H12ZM25 176V175H24ZM27 176V175H26ZM25 176V177H26ZM104 176V175H103ZM150 176V175H149ZM155 176V175H154ZM155 176V177H156ZM32 177V176H31ZM44 177V176H43ZM42 177V178H43ZM127 177V176H126ZM147 177V176H146ZM19 178V177H18ZM28 178V177H27ZM33 178V177H32ZM46 178V177H45ZM63 178V177H62ZM98 178V177H97ZM106 178V177H105ZM171 178V177H170ZM64 179V178H63ZM147 179V178H145ZM12 180V179H10ZM20 180V179H19ZM31 180V179H30ZM49 180H51L49 178ZM66 180V179H65ZM71 180V179H70ZM75 180V179H74ZM96 180V179H95ZM142 180V179H141ZM152 180V179H151ZM23 181V180H22ZM56 181V180H55ZM60 181V180H59ZM153 181V180H152ZM14 182V180L12 181ZM141 182V181H140ZM147 182V181H146ZM157 182V181H156ZM74 183V182H73ZM105 183V182H103ZM144 183V182H142ZM154 183V181H153ZM168 183V182H167ZM68 184V183H67ZM86 184V183H84ZM93 184V183H92ZM96 184V183H95ZM72 185V184H71ZM105 185V184H104ZM104 185H103V188H104ZM146 185V184H145ZM154 185V184H153ZM80 186V184H79ZM88 186V185H87ZM91 186V185H90ZM95 186V185H94ZM106 186V185H105ZM169 186V185H168ZM69 187V186H67ZM81 187V186H80ZM79 187V188H80ZM99 187V186H97ZM101 187V186H100ZM99 187V188H100ZM146 187V186H144ZM143 187V188H144ZM151 187V186H150ZM66 188V187H64ZM91 188V187H90ZM122 188V187H121ZM120 188V189H121ZM164 188V187H163ZM6 189V188H5ZM67 189V188H66ZM65 189V190H66ZM71 189V188H70ZM74 189V187H73ZM78 189V188H77ZM139 188H136L135 190H137ZM142 190V188H140ZM162 189V188H161ZM160 189V190H161ZM169 189V188H168ZM69 190V189H68ZM67 192L68 193H72L73 196H75V192L73 190H69ZM93 190V189H92ZM101 190V189H100ZM146 190V189H145ZM154 191V189H152ZM156 190V189H155ZM122 191V190H120ZM139 191V190H138ZM65 192V191H64ZM141 192V191H140ZM139 192V194H140ZM63 193V192H61ZM68 193H66V195H68ZM74 193V194H73ZM76 193L77 190H76ZM83 193V191L81 192ZM124 193V192H123ZM137 193V192H136ZM80 193H78L77 195H79ZM115 194V195H114ZM131 194V193H130ZM146 194V192H145ZM157 194V193H156ZM172 194H173V191H172ZM176 195V193H174ZM57 195V193H56ZM59 195L60 192H59ZM71 195V194H70ZM92 195V194H91ZM134 195V193H133ZM141 195V194H140ZM143 195V194H142ZM141 195V196H142ZM153 195V194H152ZM55 196V194H54ZM130 196V195H129ZM171 196V195H170ZM58 197V196H57ZM62 197V196H61ZM68 197V196H67ZM84 197V196H83ZM87 197V195H86ZM84 197V198H86ZM90 197V196H89ZM128 197V196H127ZM133 197V196H132ZM137 197V196H136ZM139 197V196H138ZM143 197V196H142ZM160 197V195H159ZM54 198V197H53ZM74 198H77V197H74ZM130 198V197H129ZM154 198V197H153ZM167 198V197H166ZM58 199V198H57ZM68 199V198H67ZM80 199V198H79ZM83 199V198H81ZM120 199V198H119ZM125 199V197H124ZM171 199V198H170ZM93 200V199H92ZM131 200V199H130ZM158 200V199H157ZM160 200V198H159ZM164 200V199H163ZM172 200V199H171ZM69 201V199L67 200ZM106 201H104L102 204H99L97 205L96 203V206H93L91 209H90V213H88V216H93V215H89L91 214L92 212L94 213H98L99 210L101 208H103L105 205H106ZM153 201V199H152ZM78 202V201H77ZM111 202V201H110ZM115 202V201H114ZM131 202V201H129ZM137 202V201H136ZM135 202V203H136ZM154 202V201H153ZM157 202V201H156ZM80 203V202H79ZM89 203V202H88ZM87 203V204H88ZM126 203V202H125ZM133 203V202H132ZM168 203V202H167ZM173 203V202H172ZM67 204V203H66ZM153 204V203H151ZM84 205V203H83ZM108 205V203H107ZM121 205V204H120ZM126 205V204H125ZM135 205V204H134ZM156 205V204H155ZM181 205V204H180ZM71 206V205H70ZM76 206V205H74ZM91 206V205H90ZM161 206V205H160ZM169 206V205H168ZM82 207V206H81ZM87 207H89L87 205ZM121 207V206H120ZM126 207V206H125ZM152 207V206H151ZM166 207V206H165ZM176 207V205H175ZM179 207V206H178ZM156 208V207H155ZM159 208V207H158ZM80 209V208H79ZM78 209V210H79ZM127 209V208H126ZM154 209V208H153ZM168 209V207H167ZM176 209V208H175ZM74 210V209H73ZM77 210V209H76ZM81 210V209H80ZM130 210V209H129ZM132 210V209H131ZM160 210V209H159ZM82 211V210H81ZM153 211V210H152ZM89 212V210L87 211ZM86 212V213H87ZM108 212V211H107ZM130 212V211H129ZM73 213V212H71ZM83 213V212H82ZM86 213H83V214H86ZM93 213V214H94ZM137 213V212H136ZM174 213V212H173ZM107 214V213H106ZM153 214V213H152ZM170 214V213H169ZM87 215V214H86ZM177 215V214H176ZM84 216V215H83ZM96 216V215H95ZM100 216V215H99ZM98 216V217H99ZM124 216V215H123ZM166 216V215H165ZM80 218V216H79ZM97 218V217H96ZM81 219V218H80ZM79 219V220H80ZM85 219V218H84ZM92 219V218H91ZM90 219V220H91ZM101 219V218H100ZM143 219V218H142ZM55 220V218H54ZM72 220V219H71ZM74 220V218H73ZM76 220V219H75ZM86 220V219H85ZM154 221V220H153ZM160 222V221H159ZM70 223V222H69ZM99 223V222H98ZM53 224V223H52ZM73 224V223H72ZM78 224V223H77ZM154 224V223H153ZM69 225V224H68ZM89 225V224H87ZM97 225V224H96ZM163 225V224H162ZM81 226H83V224H81ZM91 226V225H89ZM119 226V225H118ZM69 227V226H68ZM84 227V226H83ZM53 228V227H52ZM65 228V226H64ZM75 228V227H74ZM73 228V229H74ZM91 228V227H90ZM119 228V227H118ZM89 229V228H88ZM66 230V229H65ZM71 230V229H70ZM69 230V231H70ZM42 231V230H41ZM50 231V230H49ZM61 231V230H60ZM76 231V230H75ZM51 232H53L51 230ZM67 232V231H66ZM80 232V231H79ZM85 232V231H83ZM47 233V232H46ZM73 234V233H72ZM77 234V233H76ZM42 237V236H41ZM67 237V236H66ZM69 237V236H68ZM73 237V236H72ZM79 237V236H78ZM45 238V237H44ZM85 238V237H84ZM82 238V239H84ZM39 239V236L37 238V240ZM43 239V238H42ZM74 239V238H73ZM78 239V238H77ZM41 240V238H40ZM38 240V241H40ZM69 240V239H68ZM79 240V239H78ZM37 241V242H38ZM43 241V240H42ZM74 242V240H73ZM77 242V240H76ZM38 245L39 244H43V243H37ZM52 244V243H51ZM54 244V243H53ZM72 245V244H71ZM78 246V245H77ZM83 246H85V244H83ZM52 247V246H51ZM53 248V247H52ZM46 249V248H45ZM79 248H77L78 250ZM80 250V249H79ZM82 251V250H81ZM44 253V252H42ZM22 255V254H21ZM29 255V254H28ZM40 255V254H39ZM48 255V254H47ZM76 255V254H75ZM11 256V255H10ZM18 256V255H17ZM24 256V255H23ZM41 256V255H40ZM44 256V255H43ZM42 256V257H43ZM41 257V258H42ZM46 257V256H45ZM7 258V257H6ZM30 258V257H29ZM37 258V257H36ZM76 258V257H75ZM10 259V257H9ZM31 259V258H30ZM35 259V258H34ZM38 259V258H37ZM43 259V258H42ZM7 260V259H5ZM41 260V259H40ZM8 261V260H7ZM28 261V260H27ZM31 261V260H30ZM29 261V262H30ZM37 261V260H36ZM43 261V260H41ZM39 261V263L41 262ZM46 261V260H45ZM77 261V260H76ZM33 262V261H31ZM6 263V262H5ZM27 263V262H26ZM8 264V263H7ZM11 264V263H10ZM29 264V263H28ZM34 264V263H33ZM41 264V263H40Z\"/></svg>",
    "mask_w": 264,
    "mask_h": 264
}]
</instances>
